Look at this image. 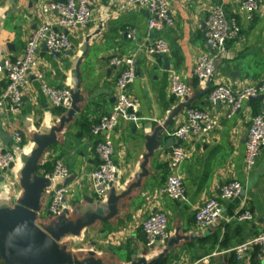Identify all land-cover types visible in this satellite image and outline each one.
<instances>
[{"label": "crops", "instance_id": "1", "mask_svg": "<svg viewBox=\"0 0 264 264\" xmlns=\"http://www.w3.org/2000/svg\"><path fill=\"white\" fill-rule=\"evenodd\" d=\"M43 1L46 0H0V61L4 57L21 56L26 39L40 20L39 6ZM119 1L91 0V20L86 27L70 33L71 50L57 58L50 57L43 46L36 53L37 70L43 73L50 86L74 88L77 63L80 75V111L65 123L55 142L46 148L39 160L40 165L61 159L69 170L64 183L70 189L61 210L86 205L89 198L96 200L90 174L98 165L95 146L101 135L91 134L90 127L113 106L118 72L109 64L113 55L133 56L141 76L128 86L130 96L138 102L136 119L121 118L112 132V160L117 173L104 198L110 190L120 193L136 182L147 152L146 137L154 136L158 128L163 130L161 141L151 143L154 151L145 165L147 173L138 186L116 202L117 214L107 222L94 223L78 237H66L68 250L75 256L96 249L105 263L114 264H129L141 257L150 261L160 256L155 264L197 261L196 264H264V258L258 260L256 257L258 247L242 262L232 251L236 245L264 231V147L251 169L246 170L244 165L247 131L261 101L247 100L235 114L228 116L226 107H216L208 100V93L216 82L239 89L264 79V0H259L251 21L239 12L243 0H170L174 24L160 33L170 46L166 55L168 70L164 69L162 56L150 59L145 55L147 11L138 6L117 11ZM213 5H219L226 17H235L240 32L235 39L226 42L211 80L200 83L192 70L200 54L211 52L204 32L208 11ZM55 16V12L47 15L49 19ZM130 27L136 31L135 40L128 35ZM7 44L11 47L7 48ZM171 70L179 73L188 85V95L182 100L170 92ZM5 83L2 65L0 92ZM22 93L21 107L4 110L0 117L2 131L10 136L19 132L22 137L20 143L11 139L6 144L15 155V161L7 172V180L0 181V206L13 207L23 196L19 171L35 147L34 139L48 134L66 112L58 113L57 107L49 104L33 73ZM188 106L210 110L219 116L220 122L204 139L194 141L190 155L182 162L180 172L186 196L176 200L160 194L159 189L170 173L168 160L172 146L177 144L173 133L182 123ZM169 137L174 142L167 146L165 141ZM37 176H43L38 168ZM231 180L242 184V193L221 201L222 215L214 225L197 229L193 221L196 208L208 198L219 196L220 186ZM50 198L47 186L40 192L41 211L37 223L48 224L52 219L53 216L47 214ZM241 209H248L252 219H232ZM154 211L166 214L171 238H179L171 245L146 246L142 222ZM0 264L7 263L0 259Z\"/></svg>", "mask_w": 264, "mask_h": 264}, {"label": "built area", "instance_id": "2", "mask_svg": "<svg viewBox=\"0 0 264 264\" xmlns=\"http://www.w3.org/2000/svg\"><path fill=\"white\" fill-rule=\"evenodd\" d=\"M91 0H57L43 1L39 6L40 20L26 39L25 48L19 57H4L3 68L6 74V83L0 92V116L4 110H12L23 104V89L29 82L31 73L39 82L42 94L47 98L52 107L63 110L71 105V88L50 86L44 79V75L37 70L36 53L38 48L44 47L47 54L57 58L59 54L72 49L73 44L70 33L84 28L90 22L92 16ZM259 0H243L239 12L247 21L253 19L258 9ZM170 0H120L117 11L138 6L144 8L147 13V42L144 44V52L148 58H154L170 52L169 43L161 37L160 33L174 24L170 12ZM55 12L54 19H49L48 14ZM240 32V25L235 17H226L219 5H213L206 18L205 41L210 47V53L200 54L193 66V75L200 83L211 80L216 60L223 52L225 44L235 39ZM154 34L153 37H150ZM128 35L136 39V31L133 27L128 28ZM110 66L117 68V76L114 84V102L110 112L99 117L98 121L91 125L90 133L101 135V139L95 146L98 159L97 167L91 172L90 178L96 199H103L108 186L115 180L117 169L112 160L114 153L112 132L118 121L135 120L138 111V102L131 97L128 86L136 78V65L133 56L113 55L109 59ZM188 85L176 71H170V92L177 99L182 100L188 95ZM261 96V106L252 116L247 131V139L244 148V165L246 170L251 169L264 147V79L253 84L234 89L225 82H216L208 93L211 104L218 101L221 106L227 108V115L231 116L240 109L242 103L251 97ZM219 116L207 109H199L188 106L184 111L182 123L175 129L173 136L181 142L172 146L169 156L170 173L165 184L159 189L172 199L183 200L186 196L184 178L180 172L182 162L190 155L194 141L205 138L207 134L218 127ZM11 139L20 143L22 137L19 132H14ZM15 161V155L6 147L1 136L0 128V176L7 180V172L10 163ZM51 182L50 202L47 207L48 215L55 216L61 211L62 205L69 194V186L64 181L69 176V170L61 159L54 161L53 169L43 174ZM242 184L238 180H231L220 186L217 197L208 198L194 212V226L197 229H206L214 225L222 215V200H229L239 195ZM253 215L248 209H241L232 219L244 221L252 219ZM142 230L145 234L147 247L158 243L166 244L171 238L168 227V219L164 212L154 211L143 222ZM258 247L256 255L258 260L264 258V231L249 238L247 241L232 248L236 259L244 261L247 254ZM199 262V261H197ZM197 262L191 263L196 264Z\"/></svg>", "mask_w": 264, "mask_h": 264}, {"label": "water", "instance_id": "3", "mask_svg": "<svg viewBox=\"0 0 264 264\" xmlns=\"http://www.w3.org/2000/svg\"><path fill=\"white\" fill-rule=\"evenodd\" d=\"M98 33V30L94 34ZM90 37L88 36L87 40ZM10 48V44L6 45ZM164 60V69L168 70L166 55L161 54ZM4 63V58L0 61V66ZM136 65V63H135ZM141 76L136 67V77ZM78 63L76 66V82L71 89V105L66 112L58 119L48 134H42L34 139L35 147L31 150L24 165L19 171V184L24 194L13 207L9 205L0 206V259H4L7 264H114V262L105 263L98 256L96 249L87 250L85 254L75 256L68 250L69 243L65 242L66 237H78L88 227L96 222H107L113 218L118 209L116 202L127 195L134 186H138L140 179L147 173L145 165L148 158L153 154V141L160 142V134L163 130L158 128L155 135L146 137V154L141 167L142 172L136 175V182L123 192L116 193L110 190L108 196L103 199L89 198L86 205H76L73 208H63L58 214L49 220L48 224L37 223V217L40 214V192L43 188L49 187L51 182L44 176H37L36 172L39 165L40 156L46 148L53 144L56 135L60 132L65 123L71 121L72 117L79 113L80 108V81H79ZM261 100V96L251 97L248 101ZM215 106L219 107L218 101ZM1 117V116H0ZM1 136L4 144L11 140V136L1 130ZM180 143V139L175 140ZM174 142L173 138L166 139L168 146ZM172 150V148H171ZM14 162L10 163L9 169L13 168ZM0 176V181H2ZM67 180H65L66 182ZM111 182L109 186H112ZM241 189L240 193H242ZM209 230V229H208ZM174 237L168 240V245L177 241ZM82 249V246H80ZM162 256L153 260H146L141 257L132 260L129 264H155L160 261Z\"/></svg>", "mask_w": 264, "mask_h": 264}, {"label": "trees", "instance_id": "4", "mask_svg": "<svg viewBox=\"0 0 264 264\" xmlns=\"http://www.w3.org/2000/svg\"><path fill=\"white\" fill-rule=\"evenodd\" d=\"M62 111H63L62 108L57 107L58 113H60ZM53 165H54V162L53 163H43V164L38 165V169L41 170L43 174L49 173L52 171ZM252 264H255V262H252Z\"/></svg>", "mask_w": 264, "mask_h": 264}]
</instances>
